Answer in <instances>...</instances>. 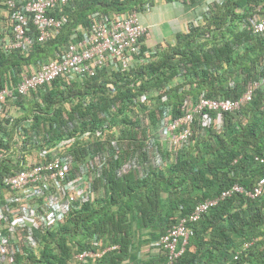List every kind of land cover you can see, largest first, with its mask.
Wrapping results in <instances>:
<instances>
[{"label": "trees", "instance_id": "1", "mask_svg": "<svg viewBox=\"0 0 264 264\" xmlns=\"http://www.w3.org/2000/svg\"><path fill=\"white\" fill-rule=\"evenodd\" d=\"M153 4L85 0L58 6L51 14L67 21L46 42L0 48V90L56 59L94 17L142 13ZM10 14L0 0V42L11 37ZM263 17L264 0H215L197 23L176 34L174 44L151 50L143 64L103 68L93 77L62 76L6 100L0 115V264H165L152 241L230 186L251 190L264 176V84L236 112L196 115L192 135L180 147L172 149L158 136L184 106L201 97L237 100L264 75V31L253 35L247 28ZM29 27L33 37L31 22ZM53 156L70 162L67 179L83 175L89 197L69 206L55 227L21 229L7 209L3 179ZM190 228L173 264H263L264 189L255 199L233 194ZM87 250L104 252L75 258Z\"/></svg>", "mask_w": 264, "mask_h": 264}, {"label": "built area", "instance_id": "2", "mask_svg": "<svg viewBox=\"0 0 264 264\" xmlns=\"http://www.w3.org/2000/svg\"><path fill=\"white\" fill-rule=\"evenodd\" d=\"M85 0H33L18 4L15 0H5L11 11V37L5 36L0 48L5 52L26 49L33 41L46 42L67 21L63 15H52L61 5ZM205 7L202 13H205ZM201 13V14H202ZM201 14L196 23L201 19ZM30 22L34 27V36L30 35ZM247 28L253 35L264 31V17L251 21ZM79 36H72L62 53L56 58L40 65L30 75H23L15 87L0 90V115L3 104L13 99L14 95L25 96L38 87L47 85L55 79L65 76L93 77L100 69L128 70L130 67L143 64L151 50L142 51L141 39L146 35V28L139 22V13L131 11L123 16L110 18L94 17L87 29H78ZM264 84V75L254 81L251 87L237 100L208 99L201 97L196 102L182 108V116L164 123L159 128V135L166 138L172 149L182 146L192 135L194 117L204 111L236 112L241 104L247 102L255 88ZM2 154L0 153V159ZM255 161L261 164L260 158ZM70 163V162H69ZM58 156L5 176L3 184L7 187L8 210L14 215L13 224L21 229L25 226L35 228L55 227L64 217L67 208L78 200H87L89 184L83 175L78 174L67 179L70 164ZM264 189V176L251 190L239 185H232L214 198L195 205L189 216L181 218L157 240L152 241L150 248L163 253L165 264L173 262L182 254L188 238L192 234L191 225L209 208L233 194H243L251 199L258 198ZM2 207L0 206V212ZM18 215V217H17ZM26 228V227H25ZM255 241V240H253ZM244 243L243 249L252 242ZM115 246L106 248L115 249ZM104 252V251H103ZM83 251L76 255L77 260L98 258L103 253ZM2 257H0V261ZM264 264V263H263Z\"/></svg>", "mask_w": 264, "mask_h": 264}, {"label": "crops", "instance_id": "3", "mask_svg": "<svg viewBox=\"0 0 264 264\" xmlns=\"http://www.w3.org/2000/svg\"><path fill=\"white\" fill-rule=\"evenodd\" d=\"M212 1L215 0H202L205 7ZM201 11L195 4L189 6L179 2L154 0L151 9L139 13V22L147 30L142 46L147 50H154L166 44H174L176 34L184 32L189 24L196 23Z\"/></svg>", "mask_w": 264, "mask_h": 264}, {"label": "rangeland", "instance_id": "4", "mask_svg": "<svg viewBox=\"0 0 264 264\" xmlns=\"http://www.w3.org/2000/svg\"><path fill=\"white\" fill-rule=\"evenodd\" d=\"M197 8H199V10H204L205 8V2H202V0H197L196 4ZM11 113L14 115V116H17V112H15L14 110H11ZM161 141H165L166 142V138H164V136L162 135H159L158 136Z\"/></svg>", "mask_w": 264, "mask_h": 264}]
</instances>
